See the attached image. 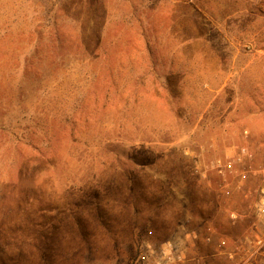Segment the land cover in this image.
Segmentation results:
<instances>
[{"label": "rangeland", "instance_id": "obj_1", "mask_svg": "<svg viewBox=\"0 0 264 264\" xmlns=\"http://www.w3.org/2000/svg\"><path fill=\"white\" fill-rule=\"evenodd\" d=\"M263 186L264 2L0 0V264H264Z\"/></svg>", "mask_w": 264, "mask_h": 264}, {"label": "built area", "instance_id": "obj_2", "mask_svg": "<svg viewBox=\"0 0 264 264\" xmlns=\"http://www.w3.org/2000/svg\"><path fill=\"white\" fill-rule=\"evenodd\" d=\"M186 2H192L193 0H183ZM251 3L264 2V0H244ZM252 160V154L246 148H240L233 154H227L224 158H219L215 161L216 172L219 176H222V188L228 186L226 180L227 175H232L236 172L237 166H247ZM245 174H243L244 176ZM227 194V192H225ZM257 212L261 219L264 220V186L260 189V200L258 202ZM231 219H235V215H231ZM193 236L196 240L194 232L186 233ZM212 236V235H211ZM211 238V237H210ZM206 241L209 238H204ZM152 246L146 245L139 253L138 258L134 264H184L187 257V253L190 250V246L184 245L182 248L178 247V244L174 241H167L161 244L159 248V254L155 251ZM181 247V246H180ZM190 247V248H189Z\"/></svg>", "mask_w": 264, "mask_h": 264}, {"label": "crops", "instance_id": "obj_3", "mask_svg": "<svg viewBox=\"0 0 264 264\" xmlns=\"http://www.w3.org/2000/svg\"><path fill=\"white\" fill-rule=\"evenodd\" d=\"M205 1L206 0H196V2L200 3V4L204 3ZM229 218L231 219L230 214H229ZM201 223H202V225H203L202 227L205 229V231H204V233H202V231H197V233H195L196 240H195V238H193V236H190V234H186V232L184 233L183 237L180 240V243H181L180 246L181 247H183L184 245L190 246L191 248L189 247L190 250L188 253L190 254L191 252H193L196 255L197 260H199V254H201V251H203L204 246L209 245V244H205L204 238H209V239L217 238L215 236V234H217L215 232L216 229H215L214 225H212L211 220L206 221L205 219H203V221ZM226 223L228 225H232V223H234V221H232V220L227 221L226 220ZM205 234H208L207 235L208 237H205L206 236ZM211 234H213V235L211 236ZM209 246L212 247V249L214 248L213 251H215L219 254L221 253L220 249H217L220 246V244L218 245V247H217V245L211 246V244ZM188 253L186 251L187 256H188Z\"/></svg>", "mask_w": 264, "mask_h": 264}]
</instances>
